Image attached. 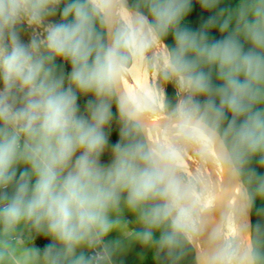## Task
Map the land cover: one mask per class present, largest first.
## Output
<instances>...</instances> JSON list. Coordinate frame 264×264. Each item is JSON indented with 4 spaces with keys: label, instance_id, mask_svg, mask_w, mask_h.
<instances>
[{
    "label": "clouds",
    "instance_id": "obj_1",
    "mask_svg": "<svg viewBox=\"0 0 264 264\" xmlns=\"http://www.w3.org/2000/svg\"><path fill=\"white\" fill-rule=\"evenodd\" d=\"M223 2L0 0V264H264V0Z\"/></svg>",
    "mask_w": 264,
    "mask_h": 264
},
{
    "label": "trees",
    "instance_id": "obj_2",
    "mask_svg": "<svg viewBox=\"0 0 264 264\" xmlns=\"http://www.w3.org/2000/svg\"><path fill=\"white\" fill-rule=\"evenodd\" d=\"M229 0H224L223 4L221 5V7H228V6H232L230 2H228ZM211 13H208L206 11H202L199 7L198 4L195 3V0H193V10L192 12L189 14V17L187 18L186 20V25L190 28H193V29H196L199 27V25L201 23H203L207 17L210 15ZM211 37L212 38H220L219 37V33H218V30H213L211 33H210ZM167 43L171 46L172 45V39L171 37H169ZM65 68H66V71H70V66H67L65 65ZM168 95L170 98L174 97L175 95V92H174V89L169 86L168 88ZM113 111H115V109H113ZM113 137L115 139H118L117 135H116V126H115V122L113 123ZM259 172H261L262 174H264V169H258ZM259 206V202H258V205ZM259 218H257L255 215L252 216V223L253 225L257 222ZM262 223H264V220L261 221ZM50 241H48L47 239L45 238H38L36 240V244L40 247V248H43L46 244H48ZM117 264H130L129 262H126V261H123V262H117Z\"/></svg>",
    "mask_w": 264,
    "mask_h": 264
},
{
    "label": "rangeland",
    "instance_id": "obj_3",
    "mask_svg": "<svg viewBox=\"0 0 264 264\" xmlns=\"http://www.w3.org/2000/svg\"><path fill=\"white\" fill-rule=\"evenodd\" d=\"M228 2H230L232 5V6H228V7H235L237 0H229ZM87 99L88 98L82 97L78 101L82 112H83V109H84V106H85ZM116 140L117 139H115L112 135L110 138V141L112 143H115ZM109 159H110L109 156L107 154H105L102 157V163L108 162ZM115 238H116L115 233L109 237V239H115ZM123 261L129 262L130 264H155V262H156L154 259V253L149 249H144L142 246H140L138 244L131 246L126 254L117 258V262H123Z\"/></svg>",
    "mask_w": 264,
    "mask_h": 264
},
{
    "label": "crops",
    "instance_id": "obj_4",
    "mask_svg": "<svg viewBox=\"0 0 264 264\" xmlns=\"http://www.w3.org/2000/svg\"><path fill=\"white\" fill-rule=\"evenodd\" d=\"M56 19H58V17ZM28 38H29V34L28 33H24L23 34V39L27 40ZM65 71H66V68H65ZM155 264H157V262H155Z\"/></svg>",
    "mask_w": 264,
    "mask_h": 264
}]
</instances>
